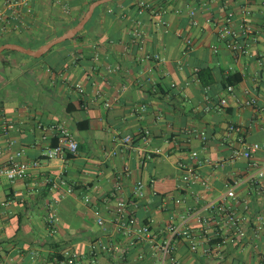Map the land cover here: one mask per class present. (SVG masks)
I'll list each match as a JSON object with an SVG mask.
<instances>
[{"label":"crops","instance_id":"0c3cea01","mask_svg":"<svg viewBox=\"0 0 264 264\" xmlns=\"http://www.w3.org/2000/svg\"><path fill=\"white\" fill-rule=\"evenodd\" d=\"M112 1L117 8L114 15L109 8L100 9L79 39L59 43L40 57L10 49L0 52V165L17 151H22V160L39 162L13 182L0 178V264H68L65 251L75 253L79 264H89L88 245L109 239L111 230L98 227L96 217H105L102 199L117 180L124 197L131 195L137 181L143 183L137 215L154 231L162 229L168 215L158 208L161 201L170 211L182 213L194 205V197L211 200L228 181L249 174L254 178L235 188L237 210L242 213L240 203L245 201L249 219L264 213V176L257 177L248 166H260L264 153L255 152L250 160H227L234 150L264 143V83L258 62L264 61V32L245 57L233 56L216 37V25L227 12L234 15L233 28L241 21L258 27L264 19V0H149L156 14L141 15L136 0ZM90 3L28 0L30 13H23L21 24H7L0 32V42H5L0 46L35 51L70 29L71 21L79 20ZM243 9L249 15H242ZM156 17L166 23L167 32L155 26ZM133 31L141 33L136 41ZM183 38L191 40L188 50ZM194 68L207 70L203 76L207 86L195 78ZM229 73L241 77L240 83L229 86L231 91L221 83ZM251 98L256 104L243 106ZM5 122L13 128L3 135ZM50 125L69 130L78 145L75 156L44 158L52 137ZM126 136L131 138L127 146ZM192 151L215 165L196 168L206 179V188L193 185L181 190L177 165L194 166L189 159ZM56 178L64 179L73 192L59 197L61 191L47 184ZM175 198L182 203L174 204ZM50 202L55 203L58 217L51 235L45 223ZM205 237L215 245L212 234ZM31 251L38 254L34 260ZM198 251L191 253L186 243L178 241L174 255L178 264H264V231L256 236L247 225L245 238L221 247L218 257L205 258ZM140 254L143 260L137 259ZM97 260L119 264L103 254ZM154 261L142 243L131 249L123 264Z\"/></svg>","mask_w":264,"mask_h":264},{"label":"built area","instance_id":"2783aa9c","mask_svg":"<svg viewBox=\"0 0 264 264\" xmlns=\"http://www.w3.org/2000/svg\"><path fill=\"white\" fill-rule=\"evenodd\" d=\"M136 12L138 15L144 12L151 11L155 13L152 4L149 0H136ZM23 13H30L28 8V0H0V32L4 31L7 24L24 22ZM250 11L242 10V15H249ZM156 14V13H155ZM193 15V11L190 12ZM233 13L227 12L222 23L216 25V37L221 41L224 47L230 51L235 57H245L250 55V46L258 40V37L264 32V19L259 23L258 27H251L245 21H241L237 28L232 27ZM155 26L161 27L164 32H167L166 23L156 17ZM192 25H196L192 21ZM133 41L140 38L141 33L133 31L131 33ZM184 48L188 50L191 47V40L183 38ZM212 51L217 52V47L213 46ZM81 57V55H78ZM158 58V56H154ZM260 80L264 83V61L259 60ZM197 69H193V74L197 78ZM79 93H82V88L76 86ZM231 91V87L226 88ZM224 100H220L223 104ZM243 106H253L256 104L254 98L244 101ZM13 125L4 123L2 126L3 135L12 129ZM52 136L56 134L57 143L55 146L48 147L43 156L46 160L62 159L66 154L75 156L78 151L77 142L67 128L61 125H50L48 127ZM202 140H205L203 133H200ZM131 138L126 136L123 138V144L129 145ZM255 152L264 153V143L259 146H245L241 150L232 151L228 157V161L235 159L250 160ZM22 151H17L10 154L4 165H0V178H5L9 182H13L19 178L26 176L32 169L39 166L38 161L22 160ZM189 159L194 162L193 165L180 162L177 165L180 171L179 188L186 190L193 185L202 188L207 187V181L200 176L196 171L198 166L209 165L214 166L207 159H199V154L196 151L190 153ZM248 166L255 170L257 177L264 176V160L260 166L255 163H249ZM254 175L249 174L245 178L233 179L228 181L224 190L211 200L201 202L197 197L193 198L192 206L185 208L184 212L177 213L167 209L165 202L161 201L159 209L168 212L167 218L163 222L161 230L154 231L150 223L142 221L137 215V210L140 208V201L144 197V186L141 181H137L131 191V195L124 197L120 195V181L114 182L111 192L107 194L101 204L104 216L96 217V224L102 230L109 228L111 233L109 239L102 241L95 239L88 245V262L89 264H98L97 257L99 254L108 255L112 260L123 264L126 257L137 244H146L150 248V257L155 259L154 264H178V260L174 255L176 243L182 241L186 243L188 250L191 253H197L200 250L202 257L211 258L220 256V248L225 245H236L241 239L245 238L246 226L250 225L251 233L258 236L264 231V213H255L249 219L245 214L250 213L249 205L244 201L241 202L242 213L238 212L237 204L239 201L235 196V188L239 186L241 181H249ZM50 189L61 191L59 197L69 195L73 192V188L62 178L51 179L47 181ZM85 202H89L86 198ZM174 204H181V198H175ZM57 213L55 203L50 202L46 205V228L48 233L54 234L57 230ZM206 234H212L217 240L214 246L208 244L205 240ZM115 237L123 240L119 243L114 240ZM207 242L201 245V241ZM2 246L0 244V253ZM30 259L34 260L38 257L36 251H31ZM63 257L68 264H79L80 259L72 251H65ZM138 260H143L144 255L137 256Z\"/></svg>","mask_w":264,"mask_h":264},{"label":"water","instance_id":"95a60500","mask_svg":"<svg viewBox=\"0 0 264 264\" xmlns=\"http://www.w3.org/2000/svg\"><path fill=\"white\" fill-rule=\"evenodd\" d=\"M112 0H94L92 1L88 6L87 9L85 10L83 16L78 20V22L71 27L70 29H68L65 33H63L62 35L58 36L57 38L47 42L46 44L42 45L41 47H39L37 50L35 51H30L27 50L21 46H17V45H4V46H0V52L4 49H10V50H15L17 52H20L22 54H25L27 56H31V57H40L41 55H43L44 53H46L50 48H52L53 46L62 43L66 40H71L72 38H74V36L80 32L85 24L89 21V19L92 17V14L94 12V10L101 6V5H105L109 2H111Z\"/></svg>","mask_w":264,"mask_h":264},{"label":"trees","instance_id":"16d2710c","mask_svg":"<svg viewBox=\"0 0 264 264\" xmlns=\"http://www.w3.org/2000/svg\"><path fill=\"white\" fill-rule=\"evenodd\" d=\"M94 0H89V3L92 2ZM131 1V0H130ZM70 5L74 4L73 1H70L69 2ZM109 8L110 12L114 15L117 11V8L115 7V4L114 2H110V3H107L105 5H101L99 7H97L94 12H93V15H92V18L91 20H93V18L95 17V15L97 14V12L100 10V9H103V8ZM90 20V21H91ZM90 21L84 26V29L88 28L89 24H90ZM78 22V18H75L71 21L69 27H73L76 23ZM57 35H60V34H57ZM79 35H80V32H78L74 38H72L71 40H74V39H79ZM69 40H66L65 42H68ZM5 42H0V45H3ZM207 70L204 69V68H201L198 70V73H197V76L199 78V80L201 81L202 85L203 86H207V83H205L203 81V76L206 74ZM241 81V77L238 73H229L227 75H224L222 76V87L223 88H227L228 86H236L238 83H240ZM57 135L54 134V136H52L50 138V147L52 146H55L56 143H57ZM67 156H70L69 154H66Z\"/></svg>","mask_w":264,"mask_h":264}]
</instances>
